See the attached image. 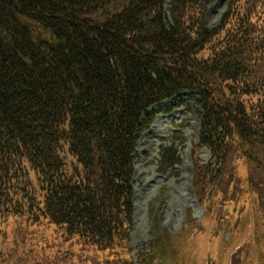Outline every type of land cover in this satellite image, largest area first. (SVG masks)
<instances>
[{
    "label": "trees",
    "instance_id": "trees-1",
    "mask_svg": "<svg viewBox=\"0 0 264 264\" xmlns=\"http://www.w3.org/2000/svg\"><path fill=\"white\" fill-rule=\"evenodd\" d=\"M217 1L0 0V264H137L136 148L187 91L198 199L217 224L264 220V0H228L209 29Z\"/></svg>",
    "mask_w": 264,
    "mask_h": 264
},
{
    "label": "rangeland",
    "instance_id": "rangeland-1",
    "mask_svg": "<svg viewBox=\"0 0 264 264\" xmlns=\"http://www.w3.org/2000/svg\"><path fill=\"white\" fill-rule=\"evenodd\" d=\"M227 9L228 0L214 3L206 15L207 27L218 26ZM152 111L155 121L134 155L130 244L137 264L157 244L165 255L149 264H264V220L254 207L239 221L231 216L217 224L216 210L207 209L196 195L194 156L201 135L197 94L184 92ZM171 147L179 163L163 171L161 152ZM200 159L209 164L210 150L201 148Z\"/></svg>",
    "mask_w": 264,
    "mask_h": 264
}]
</instances>
